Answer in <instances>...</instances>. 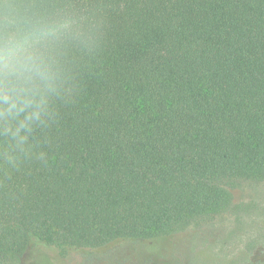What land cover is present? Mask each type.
<instances>
[{
    "label": "trees",
    "instance_id": "trees-1",
    "mask_svg": "<svg viewBox=\"0 0 264 264\" xmlns=\"http://www.w3.org/2000/svg\"><path fill=\"white\" fill-rule=\"evenodd\" d=\"M6 5L51 31V79L0 115V264L155 243L264 179V0Z\"/></svg>",
    "mask_w": 264,
    "mask_h": 264
},
{
    "label": "rangeland",
    "instance_id": "rangeland-1",
    "mask_svg": "<svg viewBox=\"0 0 264 264\" xmlns=\"http://www.w3.org/2000/svg\"><path fill=\"white\" fill-rule=\"evenodd\" d=\"M228 188L232 209L193 220L158 242L125 240L100 254L72 252L62 260L30 241L9 264H264V179H236Z\"/></svg>",
    "mask_w": 264,
    "mask_h": 264
},
{
    "label": "clouds",
    "instance_id": "clouds-1",
    "mask_svg": "<svg viewBox=\"0 0 264 264\" xmlns=\"http://www.w3.org/2000/svg\"><path fill=\"white\" fill-rule=\"evenodd\" d=\"M51 34L39 21L25 20L11 5L0 13V115L18 117L33 107L39 86L50 81L51 64L43 38ZM35 115L29 113L24 119Z\"/></svg>",
    "mask_w": 264,
    "mask_h": 264
}]
</instances>
